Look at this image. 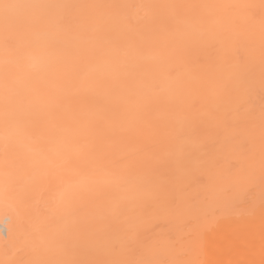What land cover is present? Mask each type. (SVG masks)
Listing matches in <instances>:
<instances>
[{"label": "bare ground", "instance_id": "bare-ground-1", "mask_svg": "<svg viewBox=\"0 0 264 264\" xmlns=\"http://www.w3.org/2000/svg\"><path fill=\"white\" fill-rule=\"evenodd\" d=\"M0 264H264V0H4Z\"/></svg>", "mask_w": 264, "mask_h": 264}, {"label": "snow or ice", "instance_id": "snow-or-ice-1", "mask_svg": "<svg viewBox=\"0 0 264 264\" xmlns=\"http://www.w3.org/2000/svg\"><path fill=\"white\" fill-rule=\"evenodd\" d=\"M0 7L8 8V7H10V5L7 4L6 2H4V0H0Z\"/></svg>", "mask_w": 264, "mask_h": 264}]
</instances>
